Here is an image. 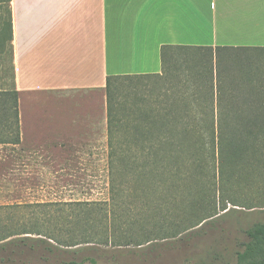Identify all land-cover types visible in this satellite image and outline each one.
<instances>
[{
	"label": "rangeland",
	"instance_id": "374dc122",
	"mask_svg": "<svg viewBox=\"0 0 264 264\" xmlns=\"http://www.w3.org/2000/svg\"><path fill=\"white\" fill-rule=\"evenodd\" d=\"M211 53L177 49L174 60L182 66L174 74L119 80L114 88L120 100L154 108L151 130L160 137L175 119L194 123L206 117L201 108L211 99L210 82L192 75L205 61L223 76L222 104L243 108L262 99L238 78L249 69L253 82H264V72L258 73L264 69L262 51L219 50L217 65ZM0 63V88H12L9 51ZM37 109L33 115L27 102L22 106L20 144L0 143V264H232L249 240L246 229L264 222V146L250 149L245 162L222 166L218 139L199 129L191 132L202 139L183 156L182 177L174 176L170 149L153 162L154 177L143 180L141 157L136 163L116 159L130 160L123 156L133 151L126 144L115 142L112 150L95 138L58 140L56 120L43 115L44 106ZM48 109L60 110L53 103ZM32 125L42 132H32ZM114 129L118 139L126 137L125 128Z\"/></svg>",
	"mask_w": 264,
	"mask_h": 264
},
{
	"label": "crops",
	"instance_id": "0c3cea01",
	"mask_svg": "<svg viewBox=\"0 0 264 264\" xmlns=\"http://www.w3.org/2000/svg\"><path fill=\"white\" fill-rule=\"evenodd\" d=\"M9 5L23 139L27 102L33 115L44 106L43 115L56 120V139L95 138L109 149L108 76L161 73L163 45L264 47V0H10ZM44 99L50 102L38 101ZM51 103L60 110L50 111ZM68 106L73 109L66 114ZM31 131L42 132L37 125Z\"/></svg>",
	"mask_w": 264,
	"mask_h": 264
},
{
	"label": "trees",
	"instance_id": "16d2710c",
	"mask_svg": "<svg viewBox=\"0 0 264 264\" xmlns=\"http://www.w3.org/2000/svg\"><path fill=\"white\" fill-rule=\"evenodd\" d=\"M9 2L10 0H0V56L5 55L9 51L12 78V88H0V143L17 145L21 143L22 134L19 110V91L16 88L15 82L12 12ZM180 48L196 49L201 52L203 50H210L213 56L211 60H215L214 62H216V65L219 50L227 49L220 46H217L216 48H203L163 45L161 48V73L121 74L110 75L107 77L106 92L108 101L109 146L113 150L114 143L120 142L126 144L127 147H130V151H134L129 152L130 155H123L125 157H130V160L120 158V155H115L116 159L123 161V163H136L137 159L141 157L143 161L141 164L142 169L140 170V177L143 180H149L150 177H154L152 172L154 171L156 164H153V162L158 160V157L162 152L165 155L169 153L170 149L173 152L170 156L175 162L174 176L182 177L181 174L183 173L185 166L183 156L189 154L192 143L200 144L202 139L200 135L199 138H194L191 132H197L199 129H205L211 135L213 142L218 139V144H221L220 146L222 149V166L225 162H245V154H248L247 152L250 149L255 150L260 146H264V82L261 81V79H258L263 75L257 78V82H253L249 76V74H251L249 69L246 70L245 75L242 74L238 78L244 86L248 81L251 88H256V90H254L256 95L262 94V99L249 102L247 105L243 106V108H239L240 105L237 103L236 105L231 102L222 104V102L219 101V97H221V93L219 94V92H221V89L223 88L221 85L218 86V80L223 76H221V73H219L220 71H218L217 68L215 69V63L212 68H209L205 65L207 63L205 61L204 69L197 70V67H194L196 65L195 59L192 60V68L197 70V72H194L192 75H195L198 79L202 76L206 83L207 80L210 82V92H208L207 98L210 94L211 99L210 101H207V103L205 102L206 104L201 108V111L206 117L196 120L194 123L175 119L173 120V124L169 128H166L169 130V134L161 137L155 135L154 132L152 133L151 130L154 128L155 123L154 108L152 106L148 105L147 107H142L140 101L139 103H128L124 99L120 100L122 95L114 88L116 81L145 76H162L165 72L174 74L173 71L175 69H180V66H182V64H178V62L174 60L175 50ZM231 48L257 49L264 53V47L237 46L230 47L229 49ZM187 62L189 63V60H187ZM1 65L2 63H0V81L2 77ZM263 70L258 71V73L264 72ZM231 82L232 84H236L235 79H231ZM186 107L189 108L190 104H186ZM233 108L242 112L233 116ZM238 115H243V119L233 118ZM126 117H129V119L126 120ZM117 127H120V129H126L127 132L126 137H124L125 139H122V137L118 139L115 136L114 128ZM174 130H176V132L172 134ZM248 141L251 142L248 144ZM252 143H258L259 145L254 146L255 144L252 145ZM131 146L135 149H132ZM138 149H140V153H136V150ZM109 154L113 158L114 154L111 152ZM246 233L249 240L242 243L243 249L237 251V260L232 264H264V222H256L252 224L246 229Z\"/></svg>",
	"mask_w": 264,
	"mask_h": 264
}]
</instances>
